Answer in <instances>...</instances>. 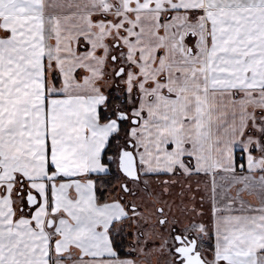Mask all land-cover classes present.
Instances as JSON below:
<instances>
[{"label":"snow or ice","instance_id":"snow-or-ice-1","mask_svg":"<svg viewBox=\"0 0 264 264\" xmlns=\"http://www.w3.org/2000/svg\"><path fill=\"white\" fill-rule=\"evenodd\" d=\"M0 264H264V0H0Z\"/></svg>","mask_w":264,"mask_h":264}]
</instances>
